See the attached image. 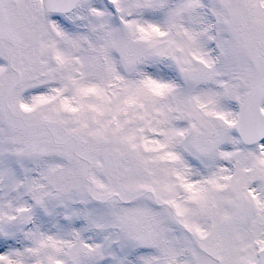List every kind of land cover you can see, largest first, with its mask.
Listing matches in <instances>:
<instances>
[{
	"label": "snow or ice",
	"instance_id": "6c2138e0",
	"mask_svg": "<svg viewBox=\"0 0 264 264\" xmlns=\"http://www.w3.org/2000/svg\"><path fill=\"white\" fill-rule=\"evenodd\" d=\"M0 264H264V0H0Z\"/></svg>",
	"mask_w": 264,
	"mask_h": 264
}]
</instances>
